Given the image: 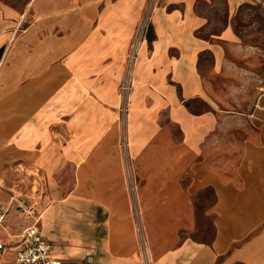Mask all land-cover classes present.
I'll use <instances>...</instances> for the list:
<instances>
[{
	"label": "crops",
	"instance_id": "obj_1",
	"mask_svg": "<svg viewBox=\"0 0 264 264\" xmlns=\"http://www.w3.org/2000/svg\"><path fill=\"white\" fill-rule=\"evenodd\" d=\"M251 3L0 0V264L33 212L61 261L264 264Z\"/></svg>",
	"mask_w": 264,
	"mask_h": 264
},
{
	"label": "built area",
	"instance_id": "obj_2",
	"mask_svg": "<svg viewBox=\"0 0 264 264\" xmlns=\"http://www.w3.org/2000/svg\"><path fill=\"white\" fill-rule=\"evenodd\" d=\"M149 30L148 16H144L140 22L133 42V47L129 56V63L135 58L137 46L142 38H144ZM129 87L128 80L121 86L123 91ZM34 220L23 230L22 245L18 249L13 261L1 264H90L87 262H66L54 258L51 255V243L46 240L40 233L38 228L39 214L33 212ZM3 244L0 242V248Z\"/></svg>",
	"mask_w": 264,
	"mask_h": 264
},
{
	"label": "rangeland",
	"instance_id": "obj_3",
	"mask_svg": "<svg viewBox=\"0 0 264 264\" xmlns=\"http://www.w3.org/2000/svg\"><path fill=\"white\" fill-rule=\"evenodd\" d=\"M236 27L241 35H245L248 44L258 47L257 59L264 61V0H253L241 8L236 17Z\"/></svg>",
	"mask_w": 264,
	"mask_h": 264
},
{
	"label": "trees",
	"instance_id": "obj_4",
	"mask_svg": "<svg viewBox=\"0 0 264 264\" xmlns=\"http://www.w3.org/2000/svg\"><path fill=\"white\" fill-rule=\"evenodd\" d=\"M147 36H148V32H147Z\"/></svg>",
	"mask_w": 264,
	"mask_h": 264
}]
</instances>
